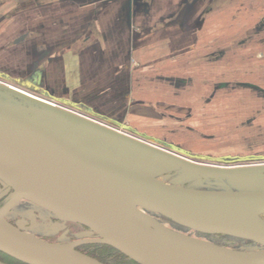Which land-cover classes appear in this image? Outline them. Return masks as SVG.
<instances>
[{
	"label": "rangeland",
	"instance_id": "obj_1",
	"mask_svg": "<svg viewBox=\"0 0 264 264\" xmlns=\"http://www.w3.org/2000/svg\"><path fill=\"white\" fill-rule=\"evenodd\" d=\"M87 1L94 0L78 2ZM211 1L214 8L204 9ZM221 2L228 6L215 9ZM131 3L103 0L84 8L65 4L64 9L49 8L40 14L37 9L2 20L0 101L23 105L15 96L22 95L18 92L22 90L53 103L24 108L54 126L57 115L52 111L62 108L41 95L49 94L45 85L36 92L18 83L30 70L44 68L48 89L79 103L85 113L62 110L114 134L83 127L75 137L78 141L121 158L146 178L167 184L264 189V172L205 178L144 149L154 145L177 148L185 152L177 156L215 168L264 163V0H144L149 7L136 13ZM5 10L1 7V17L8 16ZM27 31H32L31 38L23 42L21 35ZM90 32L92 37L86 39ZM69 46L74 53L63 54L61 48ZM46 52L48 56H43ZM75 57L78 63L74 64ZM5 198L0 195V207ZM53 217L60 220L22 200L6 219L12 223L26 220L29 234L49 241L68 242L84 236L79 224L66 229L64 223L54 224ZM164 223L221 246L264 252L263 246L246 240ZM95 246V251L84 250L106 264H129L117 261L113 250ZM4 261L12 262L6 257Z\"/></svg>",
	"mask_w": 264,
	"mask_h": 264
},
{
	"label": "water",
	"instance_id": "obj_2",
	"mask_svg": "<svg viewBox=\"0 0 264 264\" xmlns=\"http://www.w3.org/2000/svg\"><path fill=\"white\" fill-rule=\"evenodd\" d=\"M15 96L23 105L0 101V181L7 187L2 196L12 190L0 207L1 253L21 264H106L77 250L83 244H102L136 264H264V252L221 246L162 222L166 218L201 234L230 236L264 247V190L199 189L146 178L121 158L75 138L83 127L108 136H114L112 132L62 109L52 111L57 115L56 128L24 109L46 104ZM154 146L144 149L205 178L264 172V163L215 168L178 157L177 152H185L177 148ZM22 200L87 227L96 238L52 242L29 234L26 220L15 225L5 218ZM250 207L259 222L234 218L238 209Z\"/></svg>",
	"mask_w": 264,
	"mask_h": 264
},
{
	"label": "flooded vegetation",
	"instance_id": "obj_3",
	"mask_svg": "<svg viewBox=\"0 0 264 264\" xmlns=\"http://www.w3.org/2000/svg\"><path fill=\"white\" fill-rule=\"evenodd\" d=\"M64 2V4L63 5H65V4H70L69 3V1H66V0H63ZM74 1V3L73 4H78L79 2V0H73ZM71 2V1H70ZM72 4V3H71ZM70 4V5H71ZM80 4V3H79ZM78 4V5H79ZM148 3L147 4H145L144 5V0H141V1H137V0H135V5L134 6H137V9H144V8H148ZM61 6H62V3H61ZM185 8H188V7H185ZM34 10V9H33ZM37 10V9H36ZM134 10H136V9H134ZM27 11H32L30 8H26L25 7V4L24 3H18V4H15V3H13L12 4V7L11 8H7L6 10H5V12H7L8 13V16H6V15H3L1 18H0V23L2 22V20L4 21V20H6V19H8V18H13V17H15L16 15H18L19 13H21V12H27ZM137 11V10H136ZM37 12L40 14V13H42L43 12V10H40V9H38L37 10ZM29 34H32V31H27V32H24L21 36H23L24 37V41L23 42H25L26 40H28V39H30L31 38V36L29 35ZM92 35H93V33L92 32H90V33H87V37H86V39H88V38H91L92 37ZM20 36V37H21ZM61 50H62V52H63V54H68V53H74L73 51H70V50H72L71 48H70V46L69 47H67L66 49L65 48H61ZM52 54V53H51ZM48 56V53L46 52L43 56ZM79 57V56H78ZM72 63H78V58L77 57H75L74 59H72ZM73 69V68H72ZM74 69H75V67H74ZM45 81H46V72H45V69L44 68H35V69H33V71L32 70H30V73L28 74V75H26V76H24L22 79H18V83H20L21 85H23L25 88H27V89H29V90H34V91H38L39 92V90H42L43 88H44V85H45V87H46V91H48L49 92V94L48 95H46L44 92H42L41 93V95H43V97H46L47 99L49 98L50 100H53V101H56V104L60 107V108H66V109H70V110H73V111H75V112H80V113H85V111H84V108H82L81 106H80V104L79 103H77V102H75L74 100H71V99H69V98H61V96L60 95H58V94H56L54 91H52V90H49L48 89V87L46 86V84H45ZM45 95V96H44ZM56 97V99H54ZM73 104V105H72ZM74 105L75 106H77V108L75 109V107H74ZM56 106V105H55ZM72 111V112H73ZM74 112V113H75ZM158 146H161V147H164V148H167V147H165V146H162V145H158ZM167 149H169V148H167ZM186 160H188V159H186ZM189 161H191V160H189ZM197 163H200V162H197ZM201 164V163H200ZM202 164H206V165H208L207 163H202ZM0 184L3 186V189L1 190V192H0V195H1V197H4V196H2L3 194H4V192H6L7 191V187H6V185L2 182V181H0ZM11 192H12V190H10L9 191V193L7 194V195H5L6 196V198L5 199H3V201H6V199L10 196V194H11ZM54 218V217H53ZM55 219V221H56V223H54V224H59V223H64L65 224V226H66V229L67 228H69L71 225H77L76 223H71V222H66V221H63V220H59V219H57V218H54ZM19 220H17V221H15L13 224H17V222H18ZM10 223H12V221H10ZM81 226V225H80ZM81 228H82V232L83 233H85L84 234V236L83 237H81V238H77L76 240H72V241H68V242H73V241H77V240H81V239H92V238H96V235L95 234H93L92 232H91V230L90 229H88L87 227H84V226H81ZM65 232H66V230H65ZM49 241V240H48ZM52 242H54V241H52ZM91 245H100V244H83V245H80L79 247H77V250H79L80 252H82V253H84V254H86V255H88V256H91V257H93V258H95L94 256H92V255H90L89 254V251H85L84 249L85 248H89V246H91ZM4 257H6V258H9L12 262H11V264H20L19 262H17V261H15L13 258H11V257H7V256H5L3 253H1L0 252V261H2V262H5L4 261ZM97 259V258H96ZM99 260V259H98ZM99 261H101V260H99Z\"/></svg>",
	"mask_w": 264,
	"mask_h": 264
},
{
	"label": "crops",
	"instance_id": "obj_4",
	"mask_svg": "<svg viewBox=\"0 0 264 264\" xmlns=\"http://www.w3.org/2000/svg\"><path fill=\"white\" fill-rule=\"evenodd\" d=\"M103 1V0H94V1H87L85 4L82 5H78L80 8L83 6L84 7H90L92 5H97L98 2ZM106 1V0H105ZM137 1H141V0H137ZM63 0H0V18H1V7H3V9H7V8H11L12 4H18V3H24L26 8H30L31 10H36V9H40L43 10L44 13L49 12V8H61L64 9ZM132 2V3H131ZM214 1L209 2V4L207 6L204 7V9H208L210 7L214 8L213 5ZM62 3V6H61ZM69 3L71 4V7L75 6L74 1H69ZM130 3L132 5V9H137V6L135 5V0H130ZM217 6L215 7V9H222V8H226V6H228L227 4H225L224 2H221L220 4L217 3ZM182 6V4H181ZM98 7V6H97ZM149 7V6H148ZM187 7V6H185ZM103 9L107 8V4L104 3L102 5ZM180 8V7H179ZM42 12V13H43ZM134 12L136 13V11L134 10ZM100 16V15H99Z\"/></svg>",
	"mask_w": 264,
	"mask_h": 264
},
{
	"label": "bare ground",
	"instance_id": "obj_5",
	"mask_svg": "<svg viewBox=\"0 0 264 264\" xmlns=\"http://www.w3.org/2000/svg\"><path fill=\"white\" fill-rule=\"evenodd\" d=\"M16 89V88H15ZM18 90V89H17ZM18 92H20V93H22V95H25L26 97H28V98H33V99H37L38 101H41L42 103H44V104H48V105H53V103H50V102H48V101H46V100H43V99H40V98H37V97H35V95L33 96V95H31V93L29 94V93H27V92H25V91H22V90H19ZM54 106V105H53ZM25 109V108H24ZM56 118L54 119V127H56V128H58L57 127V125H56ZM59 130H61V129H59ZM76 137V136H75ZM93 147V146H92ZM95 148V147H94ZM179 157V156H178ZM188 161V160H187ZM188 162H191V161H188ZM192 163H194V162H192ZM178 168H180L182 171H189V170H184V169H182L180 166H177ZM226 167V166H225ZM259 173H261V172H259ZM253 174H257V173H253ZM251 175V174H250ZM154 180H158V179H154ZM158 181H161V180H158ZM163 182V181H162ZM177 186H180V185H177ZM261 190V189H260ZM262 190H264V189H262ZM27 201H29L31 204H33V205H35V206H38V207H40V208H42V209H45V208H43L42 206H40V205H38V204H35V203H33L32 201H30V200H27ZM21 202V201H20ZM18 204H16L14 207H16ZM14 207H13V209H14ZM12 209V210H13ZM11 210V211H12ZM46 210V209H45ZM252 210H253V207H250V208H242V209H238L236 212H235V214H234V218L235 219H237V220H241V221H245V222H249V223H257V222H259V218H258V216L255 214V213H251L252 212ZM10 211V212H11ZM48 211V210H47ZM9 212V213H10ZM48 212H50V211H48ZM8 213V214H9ZM50 213H52V212H50ZM7 214V215H8ZM53 214V213H52ZM6 215V216H7ZM55 215V214H54ZM56 216V215H55ZM263 216V215H262ZM6 218V217H5ZM59 218V217H58ZM32 235V234H31Z\"/></svg>",
	"mask_w": 264,
	"mask_h": 264
},
{
	"label": "trees",
	"instance_id": "obj_6",
	"mask_svg": "<svg viewBox=\"0 0 264 264\" xmlns=\"http://www.w3.org/2000/svg\"><path fill=\"white\" fill-rule=\"evenodd\" d=\"M164 220V222H167V223H169L170 225H175L173 222H171L170 220H168V219H166V218H163ZM162 221V222H163ZM163 222V223H164ZM176 226V225H175ZM178 227H180V228H182V229H186V228H183V227H181V226H178ZM225 237H229L230 239H236V240H241V239H237V238H234V237H230V236H225ZM45 240H47V239H45ZM243 241H245V240H243ZM251 244H255L254 242H252V241H249ZM101 246H100V248H106V249H109V250H113L115 253H116V255L117 256H119L116 260L117 261H119V262H125V263H129V264H136L133 260H131V259H129L127 256H125L124 254H122L121 252H119L118 250H116V249H114L113 247H111V246H108V245H102V244H100ZM96 246L95 245H91V246H89V250H92V251H95L96 250V248H95ZM95 248V249H94ZM101 253H109V251L107 252H102V250L100 251ZM5 255V254H4ZM5 256H7V255H5ZM99 257H100V255H98ZM7 257H9V256H7ZM121 257V258H120ZM99 260H101V259H99ZM16 261V260H15ZM102 261V260H101ZM18 262V261H17ZM21 264V263H20Z\"/></svg>",
	"mask_w": 264,
	"mask_h": 264
}]
</instances>
